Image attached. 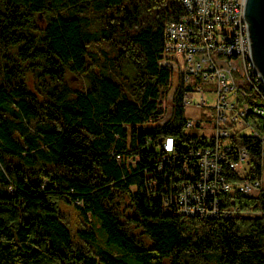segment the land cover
<instances>
[{"label": "trees", "instance_id": "16d2710c", "mask_svg": "<svg viewBox=\"0 0 264 264\" xmlns=\"http://www.w3.org/2000/svg\"><path fill=\"white\" fill-rule=\"evenodd\" d=\"M179 10L178 0H0V264H264V188L228 194L252 214L163 208L187 178L188 151L206 142L186 126L182 85L161 121L171 69L157 59ZM231 138L259 174L257 140Z\"/></svg>", "mask_w": 264, "mask_h": 264}, {"label": "built area", "instance_id": "2783aa9c", "mask_svg": "<svg viewBox=\"0 0 264 264\" xmlns=\"http://www.w3.org/2000/svg\"><path fill=\"white\" fill-rule=\"evenodd\" d=\"M178 1L180 10L163 28L157 59L159 65L171 69V93L169 89L162 99L165 111L161 121L172 111L178 85L183 87V106L206 107L204 115L212 118L205 119L208 132L201 133L206 136L205 144H193L188 151L182 167L187 178L162 196L163 208L205 217L252 214L228 195L251 196L264 188V84L249 57L244 0ZM200 83L212 87L202 88ZM196 90L200 94L194 102ZM200 120L188 117L187 128L203 130ZM234 132L257 140L259 174L250 172L248 147L235 146ZM172 147V138H165L163 148L171 151Z\"/></svg>", "mask_w": 264, "mask_h": 264}, {"label": "water", "instance_id": "95a60500", "mask_svg": "<svg viewBox=\"0 0 264 264\" xmlns=\"http://www.w3.org/2000/svg\"><path fill=\"white\" fill-rule=\"evenodd\" d=\"M242 17L246 26L249 57L264 84V0H244Z\"/></svg>", "mask_w": 264, "mask_h": 264}, {"label": "rangeland", "instance_id": "374dc122", "mask_svg": "<svg viewBox=\"0 0 264 264\" xmlns=\"http://www.w3.org/2000/svg\"><path fill=\"white\" fill-rule=\"evenodd\" d=\"M36 21H37V23L40 26L44 25V19H43L42 15H40V14L37 15L36 16ZM69 78H70V80H75L76 76L74 74H70ZM192 79H193V77H192ZM199 86H201L202 88H204V87H212V85H206V84H203V83H200ZM196 87H197V85L193 86V88H196ZM169 92L171 93V88H170ZM199 94H200V91L196 90L195 93H194V96L192 98L194 102H196L198 100ZM210 99H211V97H210ZM167 102H168V100H167ZM206 110H207L206 107H202L201 109L198 110L197 108L192 106V104H188V105L184 106V112H185L186 116H188L189 118L193 119L194 121L202 119V122L205 125L203 130H201L200 128H196L195 129L194 127H192V128H189L190 131L195 132V133L196 132H200V133H202V132H206L207 133L208 132V130L206 128L207 122L205 121V119L210 120L212 118V116L209 115V114L205 116L204 112ZM147 125H150V124H147ZM140 126H142V125H140ZM126 127H129V125H127ZM134 158L135 157H132V156L126 157V158L122 159L121 162L123 164L129 165V166L130 165H134L135 164V162H134L135 159ZM69 214L74 216V212L72 210H69ZM128 263L129 264H139L133 257L128 259Z\"/></svg>", "mask_w": 264, "mask_h": 264}]
</instances>
